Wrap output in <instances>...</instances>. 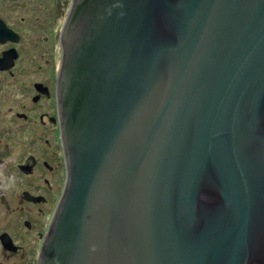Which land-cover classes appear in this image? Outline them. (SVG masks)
<instances>
[{"label": "water", "instance_id": "obj_1", "mask_svg": "<svg viewBox=\"0 0 264 264\" xmlns=\"http://www.w3.org/2000/svg\"><path fill=\"white\" fill-rule=\"evenodd\" d=\"M60 43L36 264H264V0H71Z\"/></svg>", "mask_w": 264, "mask_h": 264}, {"label": "flooded vegetation", "instance_id": "obj_2", "mask_svg": "<svg viewBox=\"0 0 264 264\" xmlns=\"http://www.w3.org/2000/svg\"><path fill=\"white\" fill-rule=\"evenodd\" d=\"M68 5L0 0V264H36L64 185L56 80Z\"/></svg>", "mask_w": 264, "mask_h": 264}, {"label": "rangeland", "instance_id": "obj_3", "mask_svg": "<svg viewBox=\"0 0 264 264\" xmlns=\"http://www.w3.org/2000/svg\"><path fill=\"white\" fill-rule=\"evenodd\" d=\"M70 1H71V0H70ZM70 1L68 0V2H69V5H68L69 7H68V8H70Z\"/></svg>", "mask_w": 264, "mask_h": 264}]
</instances>
